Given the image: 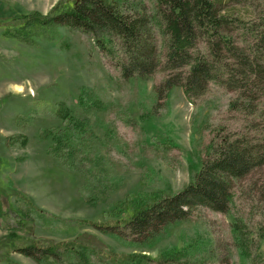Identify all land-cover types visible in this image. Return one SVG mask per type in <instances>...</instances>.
Listing matches in <instances>:
<instances>
[{
  "label": "rangeland",
  "instance_id": "374dc122",
  "mask_svg": "<svg viewBox=\"0 0 264 264\" xmlns=\"http://www.w3.org/2000/svg\"><path fill=\"white\" fill-rule=\"evenodd\" d=\"M76 1L0 0V264H35L16 251L32 241L43 248L45 241L71 243L73 251L61 264H78L77 255L89 264H113L115 259L117 264H155L146 258L173 254L180 256V264H250L236 247L232 224L238 216L251 230L264 227V166L232 184L230 213L199 207L190 221L167 226L147 248L95 227L124 222L132 208L126 213L119 209L127 199L146 202L181 191L207 158L216 132L222 127L243 132L248 119L229 110L235 93L219 86L211 85L195 105L180 88L155 101L153 88L166 73L124 82L113 62L77 32L59 28L52 40L8 37L16 27L14 18L35 12L46 16L55 6L65 11ZM141 1L148 6V0ZM128 2L126 10L136 8V0ZM235 14L252 18L246 6H236ZM227 33L243 48L235 28ZM155 103L159 107L151 117ZM70 113L86 118L90 126V134L73 137L76 151L83 153L76 155L73 170L55 161L39 137ZM14 190L49 216L46 225L35 215L17 224L8 205L26 208ZM68 222L75 227L71 234L64 227Z\"/></svg>",
  "mask_w": 264,
  "mask_h": 264
},
{
  "label": "trees",
  "instance_id": "16d2710c",
  "mask_svg": "<svg viewBox=\"0 0 264 264\" xmlns=\"http://www.w3.org/2000/svg\"><path fill=\"white\" fill-rule=\"evenodd\" d=\"M136 3L132 10H126L125 0H78L65 11L55 6L46 16L35 12L14 18L16 27L8 37L26 40L41 35L52 40L59 28L77 32L113 62L124 82H144L152 80L159 71L166 73V78L153 88L155 101L166 99L173 88H180L191 105L211 85L235 93L228 108L248 119L245 131L231 133L222 127L216 132L207 158L185 188L171 196L147 198L146 202L142 197L136 201L127 199L119 209L126 213L132 208L124 222L94 224L104 235L147 248L163 235L167 226L190 221L199 207L230 213L232 184L264 166V0H148V6L141 0ZM236 6L250 7L252 18L237 16ZM21 23L23 27L18 28ZM233 28L240 33L243 48L236 46L227 33ZM156 103L150 110L151 117L153 109L159 107ZM80 133L90 134L88 120L70 113L62 117L59 127L40 131L39 137L48 143V153L55 161L73 170L76 155L82 153L80 149L76 151L73 137ZM14 138L5 139L4 143ZM12 193L18 194L15 196L25 202L26 208L23 211L17 202L8 205L9 213L18 218L17 224L24 225L35 215L46 225L48 215L20 192ZM234 217L236 247L250 259V264H264V227L251 230L240 217ZM64 227L69 234L75 228L73 222ZM11 236L16 237L14 233ZM45 243L48 246L43 248L32 241L16 251L35 264H61V259L73 251L71 243ZM77 258L78 264H89L85 256ZM146 259L155 264H180L176 254L166 259ZM112 262L120 263L119 259Z\"/></svg>",
  "mask_w": 264,
  "mask_h": 264
}]
</instances>
